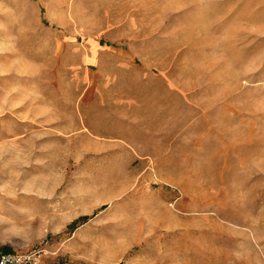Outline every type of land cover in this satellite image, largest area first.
<instances>
[{
    "label": "rangeland",
    "instance_id": "374dc122",
    "mask_svg": "<svg viewBox=\"0 0 264 264\" xmlns=\"http://www.w3.org/2000/svg\"><path fill=\"white\" fill-rule=\"evenodd\" d=\"M4 246L264 264V0H0Z\"/></svg>",
    "mask_w": 264,
    "mask_h": 264
},
{
    "label": "built area",
    "instance_id": "2783aa9c",
    "mask_svg": "<svg viewBox=\"0 0 264 264\" xmlns=\"http://www.w3.org/2000/svg\"><path fill=\"white\" fill-rule=\"evenodd\" d=\"M0 264H28L21 258H15L11 254H0Z\"/></svg>",
    "mask_w": 264,
    "mask_h": 264
},
{
    "label": "trees",
    "instance_id": "16d2710c",
    "mask_svg": "<svg viewBox=\"0 0 264 264\" xmlns=\"http://www.w3.org/2000/svg\"><path fill=\"white\" fill-rule=\"evenodd\" d=\"M87 219H88L87 217H82L80 219H77L76 221L72 222L68 228L70 230H73L75 227H77L78 223H84L85 221H87ZM12 253L13 251L9 246H4L0 248V254H12Z\"/></svg>",
    "mask_w": 264,
    "mask_h": 264
}]
</instances>
